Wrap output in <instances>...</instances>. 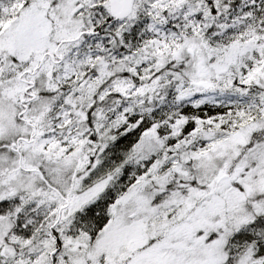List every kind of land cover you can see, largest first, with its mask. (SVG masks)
Wrapping results in <instances>:
<instances>
[{"label":"snow or ice","instance_id":"obj_1","mask_svg":"<svg viewBox=\"0 0 264 264\" xmlns=\"http://www.w3.org/2000/svg\"><path fill=\"white\" fill-rule=\"evenodd\" d=\"M0 264H264V0H0Z\"/></svg>","mask_w":264,"mask_h":264}]
</instances>
